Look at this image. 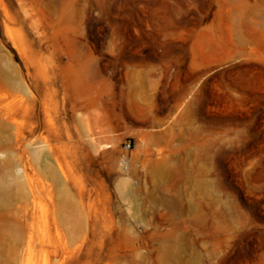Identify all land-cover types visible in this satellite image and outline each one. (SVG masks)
<instances>
[{"label": "rangeland", "instance_id": "obj_1", "mask_svg": "<svg viewBox=\"0 0 264 264\" xmlns=\"http://www.w3.org/2000/svg\"><path fill=\"white\" fill-rule=\"evenodd\" d=\"M0 264H264V0H0Z\"/></svg>", "mask_w": 264, "mask_h": 264}, {"label": "built area", "instance_id": "obj_2", "mask_svg": "<svg viewBox=\"0 0 264 264\" xmlns=\"http://www.w3.org/2000/svg\"><path fill=\"white\" fill-rule=\"evenodd\" d=\"M129 148H131V144L128 145ZM129 158L127 156L124 157L123 159V163L125 166L129 165Z\"/></svg>", "mask_w": 264, "mask_h": 264}]
</instances>
